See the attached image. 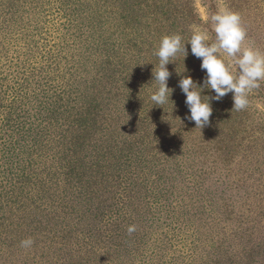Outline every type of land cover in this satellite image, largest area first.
Segmentation results:
<instances>
[{
	"label": "trees",
	"instance_id": "trees-1",
	"mask_svg": "<svg viewBox=\"0 0 264 264\" xmlns=\"http://www.w3.org/2000/svg\"><path fill=\"white\" fill-rule=\"evenodd\" d=\"M191 25L215 42L195 0H0V264H264V85L185 119Z\"/></svg>",
	"mask_w": 264,
	"mask_h": 264
},
{
	"label": "clouds",
	"instance_id": "clouds-1",
	"mask_svg": "<svg viewBox=\"0 0 264 264\" xmlns=\"http://www.w3.org/2000/svg\"><path fill=\"white\" fill-rule=\"evenodd\" d=\"M210 21L215 32L214 43H207L209 40L207 32L196 25L190 26L192 35L187 41L191 45L192 54L202 59L201 69L206 70L202 86L194 83L191 76L182 77L178 83L186 96L185 104L190 112L185 119L194 121L196 127L200 128L209 123L212 115L211 100L219 101L232 92L233 109L244 110L249 105V93L259 89L260 82L264 81V51L255 47L252 42L245 46L247 32L242 25L240 14L227 7H220L211 15ZM180 51L187 56L185 43L182 44V37L179 34L165 35L161 38L155 51L160 63L159 69L153 71L154 80L159 85L150 95L153 105L162 106L170 100L172 89L167 85L170 73L166 65L170 58ZM223 53L232 58L230 63H225ZM233 65L236 66L235 72L232 70ZM204 88L214 90L215 96L211 98L202 96ZM135 230V225H130L127 229L129 234ZM33 243V239L29 237L21 241V247L31 248Z\"/></svg>",
	"mask_w": 264,
	"mask_h": 264
},
{
	"label": "rangeland",
	"instance_id": "rangeland-1",
	"mask_svg": "<svg viewBox=\"0 0 264 264\" xmlns=\"http://www.w3.org/2000/svg\"><path fill=\"white\" fill-rule=\"evenodd\" d=\"M195 6L205 25L211 23V15L217 12L220 7H227L239 13L242 25L247 32L245 46L252 42L255 47L264 51V0H195ZM211 30L213 31L212 25ZM222 58L226 64L232 61V58L228 57L226 53L222 54ZM232 70L236 71L235 65ZM261 83L264 85V81ZM256 109L264 118V104L257 101Z\"/></svg>",
	"mask_w": 264,
	"mask_h": 264
}]
</instances>
